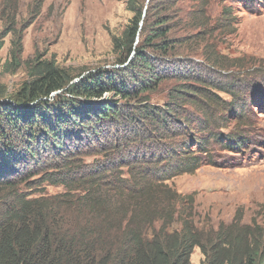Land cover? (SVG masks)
Returning <instances> with one entry per match:
<instances>
[{
    "label": "rangeland",
    "instance_id": "374dc122",
    "mask_svg": "<svg viewBox=\"0 0 264 264\" xmlns=\"http://www.w3.org/2000/svg\"><path fill=\"white\" fill-rule=\"evenodd\" d=\"M129 1L143 8L138 46L152 69L136 66L138 53L122 46L135 16ZM17 2L14 22L0 12V116L7 106L28 109L17 103L43 61L75 80L110 73L131 91L134 77L159 79L128 97L114 91L82 98L84 108L114 102L121 109L96 134L91 126V143L83 147L71 142L63 151L67 140L59 130L57 148L46 127L35 128L26 143L22 122L9 125L32 162L17 174L3 170L8 174L0 176V199L10 191L51 197L66 190L55 179L68 174L79 180L81 170L97 173L106 165L158 177L170 167L163 164L166 158L195 152L201 166L169 184L193 195L196 223L217 228L238 210L245 222H264V0H45L40 10L38 0ZM159 28L168 33L155 38ZM64 95L70 96L62 91L51 102ZM125 160L130 167L122 165ZM204 258L195 247L190 264H203Z\"/></svg>",
    "mask_w": 264,
    "mask_h": 264
},
{
    "label": "trees",
    "instance_id": "16d2710c",
    "mask_svg": "<svg viewBox=\"0 0 264 264\" xmlns=\"http://www.w3.org/2000/svg\"><path fill=\"white\" fill-rule=\"evenodd\" d=\"M44 1L38 0L39 10ZM0 2L2 18L14 22L17 0ZM130 5L135 16L122 46L128 54L138 53L136 66L152 69L151 60L138 46L143 8L132 1ZM166 33L168 30L159 28L153 36L161 38ZM103 73L75 80L53 62L36 64L32 80L23 86V102L17 103L29 106L28 111L23 108V113L11 105L5 107V116H0V124L4 125H0V176L6 167L10 168L6 172L17 174L32 162L9 125L22 122L26 143L28 136L34 139L35 128L46 127L57 148L61 145L59 130L67 140L63 151L70 149L71 142L83 147L91 143L89 135L97 133L101 122L119 117L121 109L114 102L84 108L82 98H99L114 91L128 97L159 79L155 74L144 79L134 77L137 86L131 91L112 74ZM62 91L69 93V98L64 95L58 102H51ZM73 122L88 131L75 124L71 127ZM67 124L69 127L64 129ZM2 139L6 141L1 143ZM29 150L35 153L33 141ZM201 161L195 152L166 158L163 164L170 167L158 177L116 172L111 165L97 173L81 170L79 180L68 174L55 179L54 184L66 190L51 197L10 191L0 199V264H190L195 247L205 256L203 264H264V222H245L238 210L231 222L222 221L217 228L199 225L194 219L193 195L179 193L170 186L169 180L194 173ZM122 165L130 167V161ZM152 166L160 165L154 162ZM177 223L180 228L173 227Z\"/></svg>",
    "mask_w": 264,
    "mask_h": 264
}]
</instances>
